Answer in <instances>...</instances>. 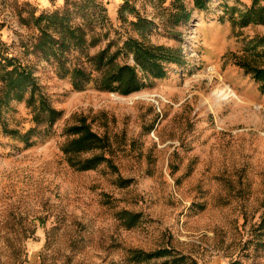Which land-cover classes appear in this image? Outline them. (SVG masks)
Here are the masks:
<instances>
[{
    "label": "rangeland",
    "instance_id": "1",
    "mask_svg": "<svg viewBox=\"0 0 264 264\" xmlns=\"http://www.w3.org/2000/svg\"><path fill=\"white\" fill-rule=\"evenodd\" d=\"M180 4L192 18L175 24ZM254 5L264 0L204 11L194 0H0V93L14 66L36 83L33 102L28 90L0 107V264H264V81L241 67L264 69V24H241ZM55 11L86 44L46 57L40 27L64 31L37 19ZM131 38L182 63L162 78L137 68L145 85L130 95L102 91L113 68L93 58L136 66ZM75 69L89 76L81 89ZM41 96L61 112L53 126L35 120ZM82 124L102 146L65 154Z\"/></svg>",
    "mask_w": 264,
    "mask_h": 264
},
{
    "label": "trees",
    "instance_id": "2",
    "mask_svg": "<svg viewBox=\"0 0 264 264\" xmlns=\"http://www.w3.org/2000/svg\"><path fill=\"white\" fill-rule=\"evenodd\" d=\"M92 1V0H91ZM179 0H176L178 3ZM212 0H194V9L204 11L208 8ZM179 12L174 13L172 16L174 18V23L179 24L181 22L187 23L192 18L193 10H187L183 4L177 6ZM43 20L48 21L51 24H55L59 21L62 28L63 37L57 40L46 28L40 27L41 35L39 37V42L37 48L40 49L48 57V53L51 50L53 55H57L58 52H62L64 48L70 46L67 43H73L72 46L76 48L84 47L86 44L85 33L79 26H69L64 23V15H60L59 11H55L51 14H41L37 22L40 24ZM251 23H261L264 24V7L261 9H256L255 5L252 6L246 13L243 14L241 18V24L247 26ZM152 23L143 17H139L137 26L143 28V30L149 29V25ZM57 44V48L54 46ZM125 49L132 53L136 66H131L129 64L124 65H114L113 57H107V50L100 52L95 58L100 68H103L106 64H110L113 70H110L104 74L99 79V88L102 91L108 92H118L122 95H130L134 92L140 91L144 88V82L139 78L138 69L140 68L143 72L151 74L154 78H162L166 75L165 63H177L181 64L183 57L179 50H174L165 46H155L147 44L144 41H139L137 39H129L125 43ZM48 52V53H47ZM10 62L14 60L10 59ZM114 65V66H113ZM243 68H247L249 73L253 74V77L257 81H264V69H257L247 67L242 64ZM75 80L74 86L77 89H81L83 85L76 78L82 76L87 79L89 76L81 69L74 70ZM3 89L0 93V107L4 102V98L10 95H14L18 100L22 98V95L30 91V103L33 102L35 95L36 83L32 77L31 72H27L21 66H14L12 70L5 71L3 73ZM2 94V95H1ZM61 112L49 105V102L44 96L40 98L39 111L35 114V120L37 122H44L49 126H53L56 120L59 118ZM76 133L79 135L78 138L72 140L68 145L64 147V153L69 154L71 152H81L85 150H91L102 146L103 140L100 139L95 133H93L90 127L82 124L77 126ZM34 129L28 131L25 135L26 137L32 133ZM28 142V139L25 140ZM98 158H91L83 163V169L92 168L93 164ZM170 252L163 250L155 254H146L139 251V256L146 259L152 257L166 256Z\"/></svg>",
    "mask_w": 264,
    "mask_h": 264
}]
</instances>
